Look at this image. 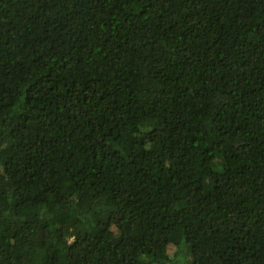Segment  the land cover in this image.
Listing matches in <instances>:
<instances>
[{
	"label": "trees",
	"instance_id": "obj_1",
	"mask_svg": "<svg viewBox=\"0 0 264 264\" xmlns=\"http://www.w3.org/2000/svg\"><path fill=\"white\" fill-rule=\"evenodd\" d=\"M0 264H264V0H0Z\"/></svg>",
	"mask_w": 264,
	"mask_h": 264
},
{
	"label": "rangeland",
	"instance_id": "obj_2",
	"mask_svg": "<svg viewBox=\"0 0 264 264\" xmlns=\"http://www.w3.org/2000/svg\"><path fill=\"white\" fill-rule=\"evenodd\" d=\"M35 229H37V228H35ZM36 236H38V235L36 234Z\"/></svg>",
	"mask_w": 264,
	"mask_h": 264
}]
</instances>
